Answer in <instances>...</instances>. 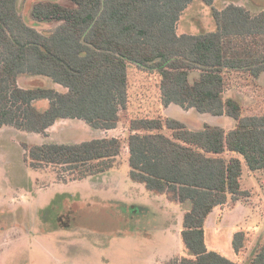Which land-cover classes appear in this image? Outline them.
Returning a JSON list of instances; mask_svg holds the SVG:
<instances>
[{
	"label": "trees",
	"instance_id": "16d2710c",
	"mask_svg": "<svg viewBox=\"0 0 264 264\" xmlns=\"http://www.w3.org/2000/svg\"><path fill=\"white\" fill-rule=\"evenodd\" d=\"M22 1L0 0V130L48 137L59 122L81 120L105 133L125 117L129 131L125 141L104 136L24 145L30 167L53 166L60 182L82 181L118 167L127 147L134 183L170 202L192 203L181 237L193 257L161 264H264V237L243 259L249 240L244 229L233 238L235 259L210 250L206 241L209 216L251 196L244 172H264V115H246L237 98L226 97L234 84H254L264 75V10L236 4L220 10L216 0H39L32 20L57 25L42 32L21 15ZM195 1L211 8L216 31L179 33ZM23 75L48 78L65 91L23 88ZM139 75L154 94L148 105L139 97L133 107ZM39 100L49 106L39 110ZM171 105L227 116L236 125L191 130L164 116ZM131 107L136 111L129 116Z\"/></svg>",
	"mask_w": 264,
	"mask_h": 264
},
{
	"label": "rangeland",
	"instance_id": "374dc122",
	"mask_svg": "<svg viewBox=\"0 0 264 264\" xmlns=\"http://www.w3.org/2000/svg\"><path fill=\"white\" fill-rule=\"evenodd\" d=\"M37 1L20 2V13L31 26L50 32L56 24L39 26L31 18ZM49 1L68 4L67 0ZM239 1L216 0L215 7L221 10ZM241 2L256 13L264 9V0ZM216 28L211 8L195 1L182 16L178 31L202 34ZM19 79L23 88L65 91L45 77L23 75ZM147 83L142 75L135 76L133 107L139 97L147 105L153 97L154 89L147 88ZM226 97L237 98L246 115H264V75L254 84H234ZM35 106L45 110L49 102L39 100ZM134 111L131 107L129 116ZM164 116L195 131L205 125L226 130L236 125L230 117L178 105L168 107ZM127 128L128 121L123 117L115 130L105 133L81 120L59 122L49 130L48 137L11 127L0 130V264H161L178 257H193L181 237L183 218L192 203L170 202L165 195L134 183L129 177L127 147L117 160L118 167L68 183L57 180L59 168L35 170L25 159L24 145L77 144L104 136L125 141ZM242 183L251 196L228 209L217 208L206 225L208 248L229 259L236 258L232 243L238 230L249 232L244 260L264 237V172L252 174L246 170Z\"/></svg>",
	"mask_w": 264,
	"mask_h": 264
},
{
	"label": "crops",
	"instance_id": "0c3cea01",
	"mask_svg": "<svg viewBox=\"0 0 264 264\" xmlns=\"http://www.w3.org/2000/svg\"><path fill=\"white\" fill-rule=\"evenodd\" d=\"M238 1H239V0H238ZM239 2H240L241 4H240V3H239V4H237V3H228V4H236V5H239V6H243L241 0H240ZM228 4H226V5H228ZM226 5H225V6H226ZM243 7H244V6H243ZM262 7H264V6H262ZM262 10H264V9H262ZM253 12H254V11H253ZM255 13H256V12H255ZM180 22H181V20H180ZM180 34H188V33H181V32H180ZM19 84H20V79H19ZM20 86H21V85H20ZM243 202H244V201H243ZM231 206H232V205H231ZM228 208H230V206H227V207H224V208H221V209H222V210H225V209H228ZM206 225H207V224H206Z\"/></svg>",
	"mask_w": 264,
	"mask_h": 264
}]
</instances>
